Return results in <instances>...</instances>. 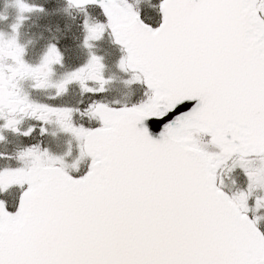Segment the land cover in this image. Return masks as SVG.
Here are the masks:
<instances>
[{
	"label": "snow or ice",
	"instance_id": "6c2138e0",
	"mask_svg": "<svg viewBox=\"0 0 264 264\" xmlns=\"http://www.w3.org/2000/svg\"><path fill=\"white\" fill-rule=\"evenodd\" d=\"M71 2L103 9L106 24L85 21V46L110 29L125 53L119 67L132 73L125 83L144 84L146 99L96 102L83 115L99 126H76L78 109L33 104L14 81L31 77L57 95L73 81L103 92L101 58L49 84L62 60L55 45L31 67L14 39L0 38V61L15 64L0 63V127L20 131L5 108L44 123L55 117L79 142L80 159L91 158L74 177L62 158L34 146L18 155L28 166L0 170V196L24 189L14 213L0 199V264H264L262 217L247 215L254 190L264 189V0H161L155 28L128 0ZM229 161L247 177V192L223 190L219 170Z\"/></svg>",
	"mask_w": 264,
	"mask_h": 264
},
{
	"label": "flooded vegetation",
	"instance_id": "af4514ba",
	"mask_svg": "<svg viewBox=\"0 0 264 264\" xmlns=\"http://www.w3.org/2000/svg\"><path fill=\"white\" fill-rule=\"evenodd\" d=\"M61 2L64 6L69 7L62 11L64 15L66 14V18H70L55 20V18H50V15H48L49 12L53 11L50 9L52 7L44 9L40 3L33 4L30 2L32 4L29 7L32 10L28 11V14L21 19V24L15 30L11 29L5 22L3 23L4 25H0V38L5 42L14 39L23 48V61L31 67L39 66L49 47L55 45L59 50L62 60L60 63L51 65L52 72L48 77L49 84H58L69 73L75 72L86 65L91 55L100 57L101 63L104 66L102 75L104 80L108 81L104 85L105 90L96 93L84 92L80 83L73 81L67 85V91L57 95L55 87L46 86L37 88L35 87L37 81L31 77H27L24 79L17 78L14 83H17L18 87L13 89V91H17L20 97H27V100L33 104L48 105L54 108L78 109V112L73 113V123L76 126H84L86 128L98 127V121L90 119L87 115H83V113L87 112L89 105L102 102L113 107L131 106L140 103L138 101L139 88L147 89L142 83H125L132 78V73L124 72L120 69L119 61L125 53L122 51L121 46L114 42L110 29L105 28L100 39L90 40L89 44L92 45L91 48L85 46L84 41L87 35L85 21L90 25L97 23L106 24L107 21L103 9L97 6L75 8L65 0ZM2 5L1 3L0 14H5L4 5ZM23 12L25 11H22L20 15L25 14ZM158 12L160 13V10ZM41 13L46 14V17L38 16ZM140 17L142 19L141 15ZM64 20H66V23H69L66 25L70 26V28L64 26ZM55 21L59 22L58 26H53ZM158 26L159 24L155 27ZM152 27L155 28L154 26ZM0 63L15 67L14 61L10 58L4 59ZM4 71L6 74H10L7 67H5ZM86 83L91 88L98 89L100 87L97 81L89 80ZM3 115L6 119L14 118L19 120L20 123L16 127L20 131L13 132L10 129L0 127V136L3 137V139H0V170L6 167L18 168L28 166L29 161L20 160L18 155L25 149L35 146L41 151L47 149L50 154L62 158L64 164L68 166L67 171L70 175L79 177L86 174L91 158L85 157L84 159H80L79 142L72 134L61 130L55 117L50 122L44 123L18 110L15 113H9L7 108L3 110ZM4 123L5 119H0V125ZM30 128L33 129L31 134L24 136L22 133L27 132ZM41 128L46 129V131L41 133ZM73 161H79L78 168L73 169L71 167L74 164ZM231 164L232 162L229 161L219 170V176L224 182L223 190L230 196L234 194L232 190L239 192L242 186L240 178L238 180L239 184H235L237 186L235 189L231 183H227L224 173L225 169ZM74 172L85 173L76 175ZM23 190L14 186L9 189L6 195L0 196V199L6 202V208L9 212L14 213L17 210L19 197ZM249 213L248 211L247 215L253 218Z\"/></svg>",
	"mask_w": 264,
	"mask_h": 264
},
{
	"label": "rangeland",
	"instance_id": "374dc122",
	"mask_svg": "<svg viewBox=\"0 0 264 264\" xmlns=\"http://www.w3.org/2000/svg\"><path fill=\"white\" fill-rule=\"evenodd\" d=\"M62 0H0V4L2 3L4 5V10H5V14H0V25H4L3 23L5 22L6 24H8L11 29H14L21 24V19L28 14V11H25L20 15V13H22L21 10V4L24 3L28 6H30L32 3H40L42 8H50L51 10H53L52 12H49L48 15H50V18H55V20L63 18V19H68L66 18V14L64 15V12L62 10L66 9L68 6H64L61 2ZM32 2V3H30ZM64 2V1H63ZM128 3L133 5V8L135 11L139 12V14L142 16V20H144V22H146L149 25L152 26H157L159 24V18H160V13L158 12L159 10V5L161 3V0H128ZM2 5V6H3ZM31 7V6H30ZM69 8V7H68ZM59 10V12H58ZM46 14H38V16L43 17ZM57 16V17H55ZM65 16V17H64ZM46 17V16H45ZM27 20V19H26ZM28 21V20H27ZM65 22L63 23L65 27L70 28V26H67L66 24V20H64ZM59 22H54L53 26H58ZM7 25V26H8ZM78 50H80V48H78ZM143 92H142V90ZM141 89L139 88L138 90V101H143L144 99H146L145 96V92L147 90H144V88L141 87ZM205 142H207L208 139H210L209 137H204L203 138ZM209 150H215L214 148H212L210 146ZM235 159V157H234ZM84 162V161H83ZM74 164H77V161H73ZM91 163V162H90ZM79 166V163L77 164V168ZM232 167V164L229 165L226 169H225V175H226V181L227 183H231L233 185V188L235 189L239 184L238 180L239 178L241 179V183L242 186L239 189L240 191H245L247 192L248 190V180L247 177L244 175V173L242 172V170H240L239 167L233 168L231 171H229V168ZM76 175H81L84 174L85 172H74ZM234 193H238L236 192V190H232ZM257 197H264V189H256L254 190L252 196L249 198L248 200V205H249V209H250V213L251 216L253 217L252 219H255V217L259 216L262 217V219H260L258 221L259 225H261V228L264 230V208H261L260 210H256L255 209V200Z\"/></svg>",
	"mask_w": 264,
	"mask_h": 264
},
{
	"label": "water",
	"instance_id": "95a60500",
	"mask_svg": "<svg viewBox=\"0 0 264 264\" xmlns=\"http://www.w3.org/2000/svg\"><path fill=\"white\" fill-rule=\"evenodd\" d=\"M68 4H71L73 7H75V8H84V7H88V6H98L99 7V5H85V6H83V7H77V6H75V4H73L72 2H71V0H65ZM114 38V37H113ZM120 46V45H119ZM146 87V86H145Z\"/></svg>",
	"mask_w": 264,
	"mask_h": 264
},
{
	"label": "trees",
	"instance_id": "16d2710c",
	"mask_svg": "<svg viewBox=\"0 0 264 264\" xmlns=\"http://www.w3.org/2000/svg\"><path fill=\"white\" fill-rule=\"evenodd\" d=\"M259 229H260L262 232H264V230L261 228V225L259 226Z\"/></svg>",
	"mask_w": 264,
	"mask_h": 264
}]
</instances>
